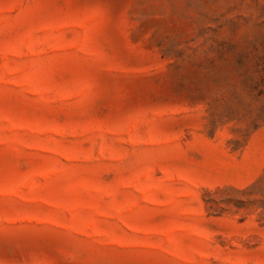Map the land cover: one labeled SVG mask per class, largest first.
<instances>
[{
    "label": "rangeland",
    "instance_id": "rangeland-1",
    "mask_svg": "<svg viewBox=\"0 0 264 264\" xmlns=\"http://www.w3.org/2000/svg\"><path fill=\"white\" fill-rule=\"evenodd\" d=\"M0 264H264V0H0Z\"/></svg>",
    "mask_w": 264,
    "mask_h": 264
}]
</instances>
